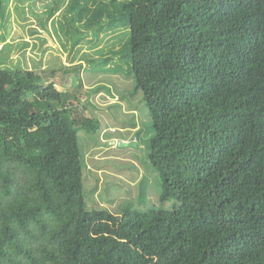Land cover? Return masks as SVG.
<instances>
[{
    "label": "trees",
    "instance_id": "obj_1",
    "mask_svg": "<svg viewBox=\"0 0 264 264\" xmlns=\"http://www.w3.org/2000/svg\"><path fill=\"white\" fill-rule=\"evenodd\" d=\"M12 1L0 0V46ZM121 7L105 23L117 21L128 46L108 55L98 45L90 61L132 73L152 122L160 200L180 205L88 210L77 131L97 122L78 93L2 68L0 51V264H264V0Z\"/></svg>",
    "mask_w": 264,
    "mask_h": 264
},
{
    "label": "rangeland",
    "instance_id": "obj_2",
    "mask_svg": "<svg viewBox=\"0 0 264 264\" xmlns=\"http://www.w3.org/2000/svg\"><path fill=\"white\" fill-rule=\"evenodd\" d=\"M126 1L9 2L1 30L6 41L0 50L6 59L2 68L35 71L59 91L78 93L79 108L97 122L92 133L77 131L85 203L88 210L105 209L118 217L130 208L172 211L180 205L177 199L160 200L158 174L148 160L152 122L132 73L123 62L113 65L90 61L98 45L108 55L128 46L126 30L120 29L117 21L110 29L105 23L109 12L120 17L121 5ZM85 22L103 26L90 31L83 26ZM102 52L96 55L101 57ZM64 76L67 85H63Z\"/></svg>",
    "mask_w": 264,
    "mask_h": 264
},
{
    "label": "built area",
    "instance_id": "obj_3",
    "mask_svg": "<svg viewBox=\"0 0 264 264\" xmlns=\"http://www.w3.org/2000/svg\"><path fill=\"white\" fill-rule=\"evenodd\" d=\"M2 49V46H0V50Z\"/></svg>",
    "mask_w": 264,
    "mask_h": 264
}]
</instances>
